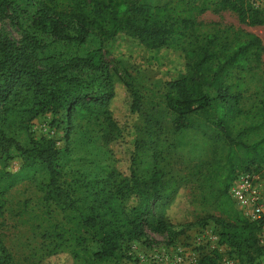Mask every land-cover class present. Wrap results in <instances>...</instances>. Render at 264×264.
I'll return each instance as SVG.
<instances>
[{"label": "trees", "instance_id": "1", "mask_svg": "<svg viewBox=\"0 0 264 264\" xmlns=\"http://www.w3.org/2000/svg\"><path fill=\"white\" fill-rule=\"evenodd\" d=\"M27 1L35 7L31 25L58 39L84 44L90 35H96L102 42H108L126 31L151 48L174 43L185 51L187 75L168 81L169 90L163 102L146 108L127 69L119 61L109 60L102 46L44 65L38 55L43 45L29 30L22 29L19 42L0 38V152L6 148V143L14 142L3 126L10 116H15L19 128L24 129L38 115L60 111H65L68 119L67 140L74 118L79 117L100 122L104 140L110 144L122 135V126L112 110L116 96L115 75L131 92V110L139 113V122L135 126L130 173L125 174L115 167L106 178L91 182L95 197L87 206L89 210L81 215L82 224L93 229V237L102 244L100 256L112 255L124 244L141 240L147 236V229H168L157 207L171 202L189 181L194 180L204 190L217 185L219 194L228 193L238 174L237 165L248 170L257 159L264 157L263 123L235 129L242 113L239 102L248 90L247 79L257 73L263 61L262 38L241 29L233 38L208 32L201 40L193 42L191 39L185 44L195 35L198 13L210 8L214 12L231 10L241 23L255 26L264 24V8L253 6L250 0H202L186 15L179 16L157 0H21V3ZM18 8L17 0H0V18L17 21ZM84 70L101 72L105 75L104 81L94 88L91 80L83 78ZM262 105L264 107V102ZM188 129L209 134L213 146L222 151L221 160L215 166H208L211 158L201 160L196 173L186 174L169 162L158 163L163 144L169 143V134ZM254 133L259 135L249 139ZM176 146L170 143L167 148L173 150ZM145 148L153 151L155 159L149 167L141 166ZM21 151L22 167L7 174L11 178L8 188L28 179L37 170H45L51 186L45 199L56 202V195L61 198L63 192L58 184L60 148L57 140L41 136ZM98 184L101 185L99 190L95 189ZM4 201L0 199V220ZM60 206L64 212L66 206ZM232 208L228 219L215 218L220 227L217 230L220 244L237 254V264H257L256 260L264 254L262 224L251 221L236 205ZM11 263V254L0 239V264ZM191 264H223L222 252L215 249L201 254L197 262Z\"/></svg>", "mask_w": 264, "mask_h": 264}, {"label": "rangeland", "instance_id": "2", "mask_svg": "<svg viewBox=\"0 0 264 264\" xmlns=\"http://www.w3.org/2000/svg\"><path fill=\"white\" fill-rule=\"evenodd\" d=\"M250 1L253 6L264 8V0ZM17 2V21L0 18V38L19 42L22 39V29L29 30L43 45L38 49V55L44 65L62 62L102 46L109 60L119 61L127 69L141 95L143 107L150 108L154 103L163 102L169 90L168 81L182 78L188 73L185 51L179 44L173 43L154 49L126 31L118 33L108 42H102L96 35H90L84 44L58 39L31 25L32 11L35 10L31 2ZM157 2L166 4L171 13L184 16L202 0ZM196 19L198 24L194 29L195 35L188 38L185 44L191 39L193 42L201 40L208 32L233 38L236 31L241 29L256 33L264 42V24H243L231 10L214 12L210 8L204 13H198ZM81 74L85 80L92 81L94 88L99 87L105 77L101 72L88 70ZM115 78L116 96L112 102V110L122 126V135L110 144L104 140L100 122L79 117L74 118L67 140L68 119L65 111L40 114L24 129L19 128L13 115L3 125L7 136L14 140L6 143V148L0 152V199L5 200L4 214L0 220V239L11 254V264H160L158 256L177 246L186 248L185 251L190 253V257L199 258L206 250L192 249L187 241L201 227L208 226L219 230L215 218L226 220L230 217L236 202L229 192L219 194L217 185L204 190L191 180L171 202L157 207V211L163 214L168 229H147V236L141 240L124 244L123 248L112 255H99L102 244L93 237V229L82 224L81 215L95 197L91 182L106 178L115 167L125 174L130 173L136 137L135 126L139 122V113L131 110V92L118 75ZM247 87L248 90L239 102L242 113L236 120V130L260 122L264 124V54L257 73L248 77ZM258 135L254 133L248 138L253 139ZM41 136L56 139L60 148L57 162L60 171L58 184L63 192L61 198L56 195L55 201H59L57 203L54 199H45L46 192L51 188L45 170H37L28 179L20 180L8 188L11 178L7 174L19 171L23 164L21 148L30 147L32 141ZM170 143L177 145L176 148L168 149ZM163 145V153L158 163L164 165L169 162L186 174L196 173L197 163L209 158L212 163L208 166L212 168L222 156V151L213 146L209 134L204 135L191 129L169 134V143ZM152 154L151 149H143L142 167L153 165L155 159ZM250 167L264 192V157L257 159ZM245 170L247 169L241 164L239 167L237 165V173ZM100 187L98 184L95 189L99 190ZM62 204L66 206L64 212L61 210ZM179 230L184 232L177 233ZM218 248L222 252L223 264L239 262V257L229 247L219 244ZM171 254L172 252L169 253ZM256 262L264 264V254Z\"/></svg>", "mask_w": 264, "mask_h": 264}, {"label": "built area", "instance_id": "3", "mask_svg": "<svg viewBox=\"0 0 264 264\" xmlns=\"http://www.w3.org/2000/svg\"><path fill=\"white\" fill-rule=\"evenodd\" d=\"M229 194L236 202L245 215L251 220L262 224L263 238L261 243L264 245V192L258 183V178L252 168L237 174L236 178L229 187ZM220 236L215 228L208 226L201 227L187 241L189 247L203 248L205 253L219 249ZM181 246L172 247L168 251L158 256L160 264H191L197 262L198 257H190V253ZM172 252L171 255L169 253Z\"/></svg>", "mask_w": 264, "mask_h": 264}]
</instances>
